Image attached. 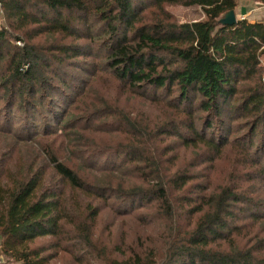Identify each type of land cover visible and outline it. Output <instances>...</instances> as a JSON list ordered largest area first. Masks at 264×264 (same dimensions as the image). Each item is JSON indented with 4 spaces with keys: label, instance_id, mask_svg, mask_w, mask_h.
I'll use <instances>...</instances> for the list:
<instances>
[{
    "label": "trees",
    "instance_id": "16d2710c",
    "mask_svg": "<svg viewBox=\"0 0 264 264\" xmlns=\"http://www.w3.org/2000/svg\"><path fill=\"white\" fill-rule=\"evenodd\" d=\"M237 1H3L8 26L0 32V102L10 112L0 125L6 264H49L59 251L88 252L91 264H264V195L237 183L243 175L264 181V21L222 24ZM166 4L200 7L204 18L180 22ZM80 62L89 77L68 70ZM104 75L138 96L165 100L177 116L148 127L116 101L81 99L71 121L57 120L63 110L56 94L74 88L83 98ZM102 111L96 126L124 128L133 140L120 144L122 159L111 172L98 167L104 151L86 130ZM80 119L83 125H71ZM164 135L202 148L212 168L236 150L238 156H225L231 173L217 189L204 184L196 186L198 198L184 196L195 175L162 170L152 142ZM237 164L248 169L241 173ZM117 172V181L107 178ZM150 203L158 205L164 225L153 247L141 237L127 239V232L97 233L106 207L129 215ZM242 214L247 221H240Z\"/></svg>",
    "mask_w": 264,
    "mask_h": 264
},
{
    "label": "rangeland",
    "instance_id": "374dc122",
    "mask_svg": "<svg viewBox=\"0 0 264 264\" xmlns=\"http://www.w3.org/2000/svg\"><path fill=\"white\" fill-rule=\"evenodd\" d=\"M165 6L175 15L176 19L180 22L193 21L204 18L202 9L197 6L186 7L179 4H166ZM150 19L151 18H149L148 21ZM7 26L8 22L6 19L4 8L2 6V8H0V32L3 31V29ZM47 36L48 35H46L43 40L48 41L49 39L47 38ZM14 41L16 40L14 39ZM17 45L23 47L24 42L20 40V42H17ZM100 59H102L103 61V56ZM81 61L84 62L83 60ZM82 62L76 65H72L71 62L68 70L76 74L78 78L89 77L86 73L88 67ZM260 66L264 71V54L260 56ZM78 67L85 70H78ZM77 86H79V83H77ZM81 91L83 92L84 89H81ZM56 97L58 98L57 101H59L57 102V110H63L62 112L57 114V120L65 115L66 119H70L71 121L74 118L73 115H77L78 113L76 105L79 104V100L81 99L87 100L86 102H88L89 104H91L92 102H95V104L100 103L101 100H107L112 103L116 101L118 106L122 107L125 112H130L133 119H139L148 127H155L158 125V123L165 122L169 118L177 116L176 111L172 107L167 105L165 100L163 102H158L153 101L149 98L138 96L136 93L130 92L126 88H121L118 82H112L110 75H104L102 79L96 80L90 92H88L83 98L79 93L77 94L74 88L65 90L64 97L57 94ZM162 97L163 95L161 96V98ZM4 111H8L6 109V105L4 104V102H0V125L6 124L7 117L10 115V112L4 113ZM105 115L106 114L103 111L98 115L95 114V116H93L89 120L86 130L89 134L92 135L94 140H96V144L99 145V151L101 150L104 151V153H107L106 156L103 157L101 156L104 153L99 154L101 156H97L98 167H101L103 169L105 168L107 171L111 172L117 169L115 165L122 159L120 156V150L122 146L120 144L123 142L127 145L128 143H132L133 140H129L126 137V129L124 128L121 130L119 128L110 129L108 126H96L97 123L104 119ZM107 117L110 120V127H112L116 122L114 121V118H110L108 115ZM16 120L19 121V116H17ZM57 120L55 121L57 122ZM78 123L83 125L85 123V119H80L71 125L74 126ZM56 126H58L57 123ZM238 129L239 125L236 126L235 130ZM219 131L220 130H218L217 132L219 133ZM184 133L185 135L189 134L186 132ZM152 143L155 155H161L163 157L165 165H163V167L161 168L164 172H172L179 168L181 170L190 171V173H193L195 175V178L190 183L188 190L184 192V196L188 194L195 199L198 198L199 195H201V192L196 189V186L209 184L208 190H214L215 188L217 189V185L224 183L226 175L231 173L232 171L230 160L229 158H225V156H230L233 153L237 154L238 156V152L236 150H231L228 152V154L223 153L224 158L221 157L219 160L217 159L212 168L211 162L205 159L206 154L204 156L201 155L205 152L202 148H193L192 146L185 147L177 135H164L155 137ZM237 167L238 170L240 169L239 171L241 173L248 169L247 166H245L244 168V166L242 165L241 169L239 164H237ZM141 170H148V168H142ZM98 171L105 174V170ZM130 175L132 176V174L129 173V176H126V178H122L128 179L129 177H131ZM120 177L121 176L119 172H117L113 176H107V178L111 181H117L118 179H120ZM241 177V181H237V183L241 185L240 188L247 189L249 193L264 195V181L261 180L262 177L256 178V180H250L246 175H243ZM207 191L203 193H207ZM152 203L146 205L145 207L138 206V208L135 209V212L129 215H118V212L111 211L108 207H106L101 213L102 218L99 221L97 233L104 237L112 232L119 231L122 234L127 232V239L133 240L137 237H141L143 243H147L153 247L158 243L156 233L164 225L159 224L161 220L159 219L156 211V208L157 210L159 209L158 205H151ZM177 205L180 207L181 201L178 202ZM242 216H244V218L240 220L241 222L248 220L246 214H242ZM183 221H188V219H186V215L184 216ZM50 251L54 253L55 250L52 249ZM92 261H95V258L88 252L79 253V251H59V253L50 260L49 264H91ZM12 264L20 263L12 262Z\"/></svg>",
    "mask_w": 264,
    "mask_h": 264
},
{
    "label": "crops",
    "instance_id": "0c3cea01",
    "mask_svg": "<svg viewBox=\"0 0 264 264\" xmlns=\"http://www.w3.org/2000/svg\"><path fill=\"white\" fill-rule=\"evenodd\" d=\"M234 10L238 20L264 21V2L259 0H238Z\"/></svg>",
    "mask_w": 264,
    "mask_h": 264
},
{
    "label": "water",
    "instance_id": "95a60500",
    "mask_svg": "<svg viewBox=\"0 0 264 264\" xmlns=\"http://www.w3.org/2000/svg\"><path fill=\"white\" fill-rule=\"evenodd\" d=\"M238 21V18L236 16L235 10L232 9L230 11H228L224 17H222L220 19V22L224 25H235Z\"/></svg>",
    "mask_w": 264,
    "mask_h": 264
},
{
    "label": "built area",
    "instance_id": "2783aa9c",
    "mask_svg": "<svg viewBox=\"0 0 264 264\" xmlns=\"http://www.w3.org/2000/svg\"><path fill=\"white\" fill-rule=\"evenodd\" d=\"M3 1L4 0H0V8H2ZM27 67H28L27 65L24 66V68H27ZM0 264H6L5 256L2 253V240H1V238H0Z\"/></svg>",
    "mask_w": 264,
    "mask_h": 264
}]
</instances>
